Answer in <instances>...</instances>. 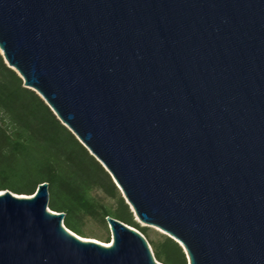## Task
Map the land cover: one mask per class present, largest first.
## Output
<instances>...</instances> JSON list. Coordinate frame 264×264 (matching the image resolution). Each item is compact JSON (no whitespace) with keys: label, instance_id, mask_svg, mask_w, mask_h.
Instances as JSON below:
<instances>
[{"label":"water","instance_id":"water-1","mask_svg":"<svg viewBox=\"0 0 264 264\" xmlns=\"http://www.w3.org/2000/svg\"><path fill=\"white\" fill-rule=\"evenodd\" d=\"M0 54L187 264H264V0H0ZM0 192V264H161Z\"/></svg>","mask_w":264,"mask_h":264},{"label":"trees","instance_id":"trees-1","mask_svg":"<svg viewBox=\"0 0 264 264\" xmlns=\"http://www.w3.org/2000/svg\"><path fill=\"white\" fill-rule=\"evenodd\" d=\"M41 184L48 185V208L63 213V225L78 237L89 238L90 223L107 244L108 217L139 231L159 263L187 264L176 242L139 227L108 173L0 54V192L30 196Z\"/></svg>","mask_w":264,"mask_h":264},{"label":"rangeland","instance_id":"rangeland-1","mask_svg":"<svg viewBox=\"0 0 264 264\" xmlns=\"http://www.w3.org/2000/svg\"><path fill=\"white\" fill-rule=\"evenodd\" d=\"M134 220L136 221V218L135 217H134ZM136 223L139 225V227L146 228L147 231H148V234L150 235V237H153L156 234L163 235V233L159 229H157L155 227L146 226L145 224H142V223L137 222V221H136ZM86 230L90 234V236H88L89 237L88 239L93 240V241H96V242L103 243V242H101L98 239V237L102 234V231L98 227H96L95 225H92V224L89 223L86 226ZM109 240L111 241V235H110Z\"/></svg>","mask_w":264,"mask_h":264}]
</instances>
